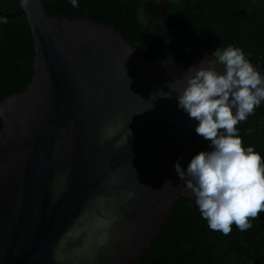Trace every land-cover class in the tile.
Masks as SVG:
<instances>
[{"label":"water","instance_id":"1","mask_svg":"<svg viewBox=\"0 0 264 264\" xmlns=\"http://www.w3.org/2000/svg\"><path fill=\"white\" fill-rule=\"evenodd\" d=\"M0 16H26L36 51L27 89L0 104V264H140L176 204L198 209L174 163L204 141L176 93L153 94L206 65L149 60L41 0Z\"/></svg>","mask_w":264,"mask_h":264},{"label":"trees","instance_id":"2","mask_svg":"<svg viewBox=\"0 0 264 264\" xmlns=\"http://www.w3.org/2000/svg\"><path fill=\"white\" fill-rule=\"evenodd\" d=\"M147 1L78 0L77 8L69 0L41 3L49 18L90 20L114 28L152 61L189 67L204 58L201 46L211 54L231 44L264 70V0H170L166 19L159 23L143 13ZM19 5L20 0H0V12L10 14ZM35 56L27 17L0 16V104L27 89ZM3 126L0 119V135ZM236 127L242 146H253L264 160V101ZM201 150H210L208 141ZM253 219L251 228L240 231L233 223L225 235L210 229L196 207L178 203L140 264H264V212Z\"/></svg>","mask_w":264,"mask_h":264},{"label":"clouds","instance_id":"3","mask_svg":"<svg viewBox=\"0 0 264 264\" xmlns=\"http://www.w3.org/2000/svg\"><path fill=\"white\" fill-rule=\"evenodd\" d=\"M69 3L79 7L78 0ZM211 57L198 62L206 66L192 65L181 87L175 86L176 81L166 82L168 91L158 89L153 97L176 93L177 107L196 121L195 133L209 142L210 150L193 154L186 167L178 157L174 169L208 227L227 235L233 223L245 231L264 212V160L253 146H242L236 127L264 101V72L231 44L216 48Z\"/></svg>","mask_w":264,"mask_h":264},{"label":"rangeland","instance_id":"4","mask_svg":"<svg viewBox=\"0 0 264 264\" xmlns=\"http://www.w3.org/2000/svg\"><path fill=\"white\" fill-rule=\"evenodd\" d=\"M170 0H148L142 7V11L148 19L155 23L166 19L167 8Z\"/></svg>","mask_w":264,"mask_h":264}]
</instances>
